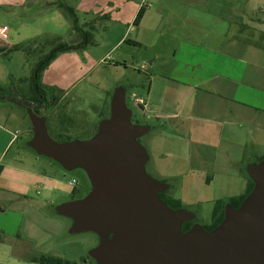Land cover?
<instances>
[{
    "label": "crops",
    "instance_id": "crops-1",
    "mask_svg": "<svg viewBox=\"0 0 264 264\" xmlns=\"http://www.w3.org/2000/svg\"><path fill=\"white\" fill-rule=\"evenodd\" d=\"M59 2L77 11L82 25H122V34L102 60L127 40L150 50L138 57L140 74L149 76L146 91L132 93L130 102L144 121L136 123L154 130L147 147L149 167L174 197L184 207L202 210L212 205L214 210L217 201L244 194L245 167L264 158V47L244 34L255 31L264 38V0H0V15L6 20L0 29L9 36L0 40V58L14 47L38 41V35L12 37L13 26L60 12L54 5ZM141 9L144 15L136 25ZM35 63H27L23 75L0 64V84L7 87L30 78ZM49 71L43 83L60 88L49 79ZM134 95L146 106L135 105ZM10 103H0V121L8 126L11 122L9 127L0 124L1 217L7 216L13 195L34 202L26 188L12 186L10 174L22 170L5 163L20 138L16 134L26 130V125L18 127ZM43 179L53 187V177ZM211 223L212 216L206 224ZM4 240L0 244L7 246Z\"/></svg>",
    "mask_w": 264,
    "mask_h": 264
},
{
    "label": "water",
    "instance_id": "water-1",
    "mask_svg": "<svg viewBox=\"0 0 264 264\" xmlns=\"http://www.w3.org/2000/svg\"><path fill=\"white\" fill-rule=\"evenodd\" d=\"M127 93L115 89L109 117L84 141H55L48 115L26 109L33 131L28 147L89 178L85 197L56 207L72 221L70 234L98 237L89 252L97 264H264V160L248 164L254 188L239 208L227 204L223 221L210 232L198 223L184 232L196 215L160 198L170 186L148 174L150 156L140 142L152 127L134 124Z\"/></svg>",
    "mask_w": 264,
    "mask_h": 264
},
{
    "label": "rangeland",
    "instance_id": "rangeland-1",
    "mask_svg": "<svg viewBox=\"0 0 264 264\" xmlns=\"http://www.w3.org/2000/svg\"><path fill=\"white\" fill-rule=\"evenodd\" d=\"M1 22L6 23L2 15ZM94 27L93 37L85 49L60 54L42 75L43 81L45 72L50 70L49 79L57 82L60 87H56L58 99L54 100L55 105L49 112L47 120L50 136L59 143L92 138L97 133L101 121L110 115V102L117 87H125L128 90L127 103L133 110V120L144 123L142 116L130 102V97L132 93L141 94L146 91L149 76L140 74L139 69L142 65L138 57L147 55L150 50L126 43L112 50L109 55L111 59L104 62L102 58L120 37L123 27L119 22L111 21L98 23ZM254 32L244 36L248 39L252 37L256 45L264 47V38H259L257 35L259 33ZM19 33L20 36L27 38L38 35L35 47L39 45L40 48L30 55L13 51L7 57L0 58V64L17 75H23L28 71L27 63H35L42 57L41 48L44 47L46 40L59 37L64 42L74 45L81 41L73 33L70 21L61 11L58 13L55 11L39 19L32 18L28 23L22 24V27L18 25L11 28L12 37L18 38ZM131 37L132 35L129 36ZM51 47L53 46H45L43 52L49 54ZM14 83L16 82L11 81L7 88L11 89ZM66 92L68 95L64 96ZM7 107L17 114L18 127L26 125V130L23 129L16 134L20 138L12 147L5 163L22 170V174L15 172L10 174L12 186L20 185L26 188L30 199L35 203L19 201L18 196L13 195V203L7 216H0V234L6 239L7 245L0 244V264H34L29 262V258L38 255L61 257L77 264H84L83 260L88 257L90 250L97 246L98 237L94 233L70 234L72 221L58 215L56 207L61 203L85 197L91 190L89 178L80 169L65 171L59 163L38 155L28 147L27 143L31 140L33 131L26 111L14 103ZM0 124L3 127L6 125L1 121ZM153 132L154 130L141 138V144L147 150L148 144L155 136ZM146 169L151 177L167 184L158 178L149 164ZM244 172L247 173V167ZM44 175L54 178L52 188L47 187ZM75 187L79 189L77 194L73 192ZM184 209L196 215V223L209 226L206 223L211 219L212 205L202 210L191 207ZM1 228H5V233L11 236L6 237V234L4 236ZM15 235L20 236L22 241L16 240Z\"/></svg>",
    "mask_w": 264,
    "mask_h": 264
},
{
    "label": "trees",
    "instance_id": "trees-1",
    "mask_svg": "<svg viewBox=\"0 0 264 264\" xmlns=\"http://www.w3.org/2000/svg\"><path fill=\"white\" fill-rule=\"evenodd\" d=\"M54 5L57 6L70 21L73 33L81 39L80 43L75 45L70 44L68 42H64L63 39L59 37L53 40H46V42L43 44L44 47L41 48V54L43 55H41L42 57L35 63L30 78L25 80H19L17 84H13L14 86H12L11 89L4 87L0 84V102L10 101L14 104H17L20 108L24 109L25 111L27 108L30 107L34 110L36 114L40 116L48 115L55 105V102L53 101H57L58 99L56 95L58 90L56 89V87L48 86L43 83L42 75L44 71L60 54L69 51L85 49L90 43L93 37V33L95 32V24L87 23L82 25L78 13L73 7L65 4L64 2L55 3ZM143 15L144 10L141 9L137 16V19L135 20L136 25L140 23L141 19L143 18ZM126 42L130 45H136L135 42L133 43L130 40H127ZM37 43L38 42H35L34 44H29L27 46L20 45L10 49L9 51L13 52L21 50L27 55H30L31 53H33V51L37 52L39 50V45L35 47ZM48 45H52L53 47H51L52 50L49 54H45L43 52V49H45V46ZM26 114L28 117L27 112ZM262 160H264V158L258 160V162H261ZM245 178L247 180V187L244 194L239 197L229 198L227 200H219L215 203V207L212 214V223L209 226H204L208 232L212 231L223 221L225 217V207L227 204H232L235 208H239L245 198L251 193L254 188V182L249 177L248 173L245 174ZM77 192V190L74 191V194H77ZM160 198L164 200L167 205L174 210L185 208L181 200L175 198L170 189L164 193H161ZM195 223L196 220L184 224L183 231H189ZM2 241L4 242L5 240L4 237H2L0 234V242ZM29 262L34 264H77L74 261L48 255H38L30 257Z\"/></svg>",
    "mask_w": 264,
    "mask_h": 264
},
{
    "label": "built area",
    "instance_id": "built-area-1",
    "mask_svg": "<svg viewBox=\"0 0 264 264\" xmlns=\"http://www.w3.org/2000/svg\"><path fill=\"white\" fill-rule=\"evenodd\" d=\"M8 38L9 37H8L7 30L1 28L0 29V40L1 41H7ZM110 59H111V57L108 56V58L104 59V62H107ZM133 100H134L135 105H137V106H146V102L143 99L136 97L135 95L133 96Z\"/></svg>",
    "mask_w": 264,
    "mask_h": 264
},
{
    "label": "flooded vegetation",
    "instance_id": "flooded-vegetation-1",
    "mask_svg": "<svg viewBox=\"0 0 264 264\" xmlns=\"http://www.w3.org/2000/svg\"><path fill=\"white\" fill-rule=\"evenodd\" d=\"M54 102V101H53ZM134 124H136V121H134ZM98 244H99V239H98ZM97 244V246H98ZM84 264H97V262L90 256V254L88 255L87 258H85V260H83Z\"/></svg>",
    "mask_w": 264,
    "mask_h": 264
}]
</instances>
